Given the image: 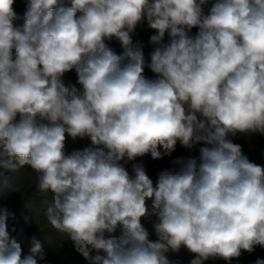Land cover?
<instances>
[{
	"label": "clouds",
	"instance_id": "1",
	"mask_svg": "<svg viewBox=\"0 0 264 264\" xmlns=\"http://www.w3.org/2000/svg\"><path fill=\"white\" fill-rule=\"evenodd\" d=\"M22 2L19 14L0 0V180L37 173L48 223L88 264H180L182 249L189 264H231L264 249V165L231 139L264 136V0ZM69 138L90 145L68 153ZM197 145L155 178L137 162ZM14 220L0 206V264L46 261Z\"/></svg>",
	"mask_w": 264,
	"mask_h": 264
},
{
	"label": "rangeland",
	"instance_id": "2",
	"mask_svg": "<svg viewBox=\"0 0 264 264\" xmlns=\"http://www.w3.org/2000/svg\"><path fill=\"white\" fill-rule=\"evenodd\" d=\"M16 11L22 14L24 11V3L22 0H16ZM154 34L146 24L138 26L134 39L141 41L144 45V51L147 54L152 50L151 45L148 44L150 35ZM111 45L120 51L119 43L116 41L110 42ZM146 75L152 76V73L146 70ZM66 82L75 83L76 76L74 71L66 73L64 77ZM77 87H79L77 85ZM235 143L242 146L243 152L255 163L264 165V136L253 134L250 136H243L238 134L236 137H231ZM90 145V140L87 138L72 141L71 138L67 140L66 150L70 153L76 149H83ZM197 145L192 150H185L177 148L172 157H166L162 160H152L149 156L144 157L141 161L150 176L155 178L156 173L164 168L170 166V160L176 157L198 156ZM129 171L131 170L130 165ZM37 173L30 167L25 166L19 171L8 172L4 178L0 180V206H7L15 213V220L10 221L9 227H14L16 232L13 235L23 234V236L31 237L33 235L42 243L46 253V261H40L39 264H88V262L79 255L73 248L71 242L67 241V237L58 233L47 221L45 210L47 205L45 200L51 201V193H40L37 190ZM12 186L16 187L17 191H12ZM145 226L151 233V225L145 222ZM155 239L154 234L151 235ZM30 244L24 243L23 250L27 254ZM264 258V249L257 247L254 253H244L238 260H233L231 264H254L258 258ZM193 255L187 250L182 249L178 254H172L171 259L177 260L180 264H189ZM206 264H226L223 260L207 261Z\"/></svg>",
	"mask_w": 264,
	"mask_h": 264
}]
</instances>
